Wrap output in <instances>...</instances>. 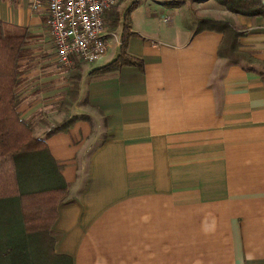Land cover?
I'll return each mask as SVG.
<instances>
[{"label":"crops","instance_id":"obj_1","mask_svg":"<svg viewBox=\"0 0 264 264\" xmlns=\"http://www.w3.org/2000/svg\"><path fill=\"white\" fill-rule=\"evenodd\" d=\"M166 1L109 8L108 29L122 22L94 67L118 53L124 21L126 51L143 67L82 73L76 84L44 10L0 0V32L26 34L20 115L67 182L46 231L52 264H264V15L215 0L196 12L240 32L233 61L219 53L225 32L198 29L189 0ZM82 113L45 136V115Z\"/></svg>","mask_w":264,"mask_h":264},{"label":"trees","instance_id":"obj_2","mask_svg":"<svg viewBox=\"0 0 264 264\" xmlns=\"http://www.w3.org/2000/svg\"><path fill=\"white\" fill-rule=\"evenodd\" d=\"M185 1L167 0L166 3L179 5ZM218 1L225 4L232 11L251 16L256 14L264 15L263 0ZM187 9L192 20L198 24V29L216 28L225 32L223 41L219 46L220 54L233 61L240 59V54L233 51L234 47L239 45L237 37L240 35V32L235 31L228 20L197 14L191 0L188 2ZM116 19L113 17L114 21H117ZM0 24H2L1 20ZM131 33L124 21L120 33L118 53L104 64L93 67L91 73L94 76H101L117 70L123 64H133L139 68L143 67L141 58L130 55L126 51L127 37ZM25 36V33L2 34L0 32V201L16 200L20 208L18 214L21 215L18 232L11 233L8 227L7 229L10 232H0V242L8 238L10 243L9 248L1 250L0 264H31V259L28 256L30 248H28V252L26 248L25 252V244L19 231L22 235L23 232L28 234L29 239L36 231L45 232L46 235V231L49 229L50 223L56 215L55 206L62 199L67 188V182L59 174L61 184L53 183L51 185L23 189L19 183L18 170L21 166L20 162L24 164L28 160L30 153H36L40 150L47 151L45 140L33 133L31 122L21 117L18 108L20 97L16 91V87L21 79L19 57L23 50L22 45ZM79 118L87 119L88 116L84 113L75 114L51 127L47 130L45 136L66 129L74 120ZM47 154L49 155L48 151ZM14 211L15 209L10 211L4 206L1 209L3 216L0 223L11 222L15 214ZM16 228V226L13 227V229ZM45 235L41 233V239H44ZM27 245L29 246V242H27ZM41 253L43 254L44 252ZM47 264L52 263L47 262Z\"/></svg>","mask_w":264,"mask_h":264},{"label":"built area","instance_id":"obj_3","mask_svg":"<svg viewBox=\"0 0 264 264\" xmlns=\"http://www.w3.org/2000/svg\"><path fill=\"white\" fill-rule=\"evenodd\" d=\"M117 1L30 0V6L44 10L55 58L62 66H68L73 59L95 62L106 52L105 13Z\"/></svg>","mask_w":264,"mask_h":264},{"label":"rangeland","instance_id":"obj_4","mask_svg":"<svg viewBox=\"0 0 264 264\" xmlns=\"http://www.w3.org/2000/svg\"><path fill=\"white\" fill-rule=\"evenodd\" d=\"M194 1V2H193ZM208 0H191L192 5L197 4L198 8L195 10L196 12L199 13H204L205 12V7H207L204 2H207ZM218 1V0H215ZM215 1H209L215 3ZM219 2V1H218ZM216 4V3H215ZM209 12V11H206ZM122 18L120 17L118 21H112L109 24V31H118V26L121 24ZM113 33V32H112ZM113 35V34H112ZM110 45L113 46L115 40H110ZM94 63L96 62H85L83 60H78V59H73L71 62L69 69H73L76 74V84L78 83L79 76L82 73H90L91 69L94 67ZM78 104L84 105L85 100L81 99L77 102ZM78 108V107H77ZM61 112V111H60ZM58 116H50V115H45L43 117V121H41L44 126H47V128L54 127L58 121H55L56 118L60 119L61 117ZM68 116L66 115L63 117L62 120H66ZM52 121V122H51ZM39 128H42V126L38 123L36 125ZM48 129V130H49ZM47 132V131H46ZM23 162V161H22ZM20 168L18 170V178H19V183L21 188H30V187H40L44 185H51L53 183L61 184V180H59V169L60 167L55 164L53 160L50 159L49 155L47 154V151L40 150L39 152L36 153H30L28 156V160L24 163L21 164L20 162ZM0 220L2 219V212L1 209L6 206L8 210L15 209V214L13 215L11 222L9 223H0V232H10L15 233L18 232L19 226H20V214H18L19 211V204L16 200H4L0 201ZM16 226V229H13V227ZM7 227L10 229V231L7 229ZM42 231V230H41ZM43 233L45 235V232H39L36 231L30 239L28 234L25 232L22 233L19 231V234L23 238V242L25 244V252L27 248H30V251L35 253V254H29L28 257L31 259V264H47L51 263L54 261L52 258V254L50 253V248H51V240L48 238L47 234L45 235L44 239H41L40 235ZM32 234V233H31ZM39 235V236H38ZM29 240V241H28ZM27 242H29V246L27 245ZM0 253L2 252L1 250H6L7 248L10 247L9 239L7 238L5 241L0 242ZM42 250L44 253L42 254ZM40 251V252H39ZM27 254V253H26ZM44 257V261H42V257Z\"/></svg>","mask_w":264,"mask_h":264}]
</instances>
